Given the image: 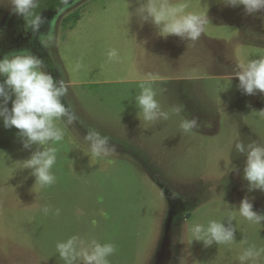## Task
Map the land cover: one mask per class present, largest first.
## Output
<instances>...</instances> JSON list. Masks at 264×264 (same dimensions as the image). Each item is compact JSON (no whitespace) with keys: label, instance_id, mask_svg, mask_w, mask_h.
Wrapping results in <instances>:
<instances>
[{"label":"rangeland","instance_id":"obj_1","mask_svg":"<svg viewBox=\"0 0 264 264\" xmlns=\"http://www.w3.org/2000/svg\"><path fill=\"white\" fill-rule=\"evenodd\" d=\"M144 2L66 0L57 11L40 12L45 22L37 32L0 0V59L23 50L42 58L47 72L69 84L63 102L78 117L57 121L64 139L47 145L57 149V161L56 182L45 188L23 169L38 146L25 149L19 130L0 118V264H65L57 243L73 235L114 244L110 264H264V252L240 260L253 245L264 249V222L239 212L247 196L264 214V191L248 190L247 157L234 147L240 139L264 143V93L245 94L233 77L237 64L264 57V11L171 0L208 15L204 34L192 42L159 35L142 19ZM112 49L118 56L110 60ZM152 77L168 120L145 121L136 102ZM192 116L211 127L185 133L181 122ZM90 129L111 137L116 151L93 155L85 140ZM232 215L231 244L206 248L193 240L195 225L227 226Z\"/></svg>","mask_w":264,"mask_h":264},{"label":"clouds","instance_id":"obj_2","mask_svg":"<svg viewBox=\"0 0 264 264\" xmlns=\"http://www.w3.org/2000/svg\"><path fill=\"white\" fill-rule=\"evenodd\" d=\"M7 2L15 14L25 19L31 17L29 26L32 30L39 31L45 22L41 14L36 15L33 11L39 7V0ZM223 3L232 7L243 5L248 15L264 11V0H223ZM140 7L143 11V21L154 24L159 30V35L164 38L175 35L188 41H198L209 22L207 14L188 12L189 4L186 2L146 0ZM117 56L115 49L108 53L110 60ZM81 66L78 63L77 70ZM45 68L44 60L29 50L9 53L0 59V75L5 77L0 80V118L3 119L6 128L14 126L19 130L18 135L25 149H30L33 145L38 146L30 158L24 160L23 169L32 170L36 177L35 184L38 183L41 188L50 187L56 182L52 169L57 161V149L47 145L64 139V130L57 125V121L63 120L67 124H72L78 119L71 106L63 102L69 93V84L63 78H55ZM233 77H238L239 87L245 94L264 93V57L249 60L247 64H237ZM156 79L152 77L151 82L141 83L142 91L136 98L143 119L148 122L170 118V113L163 111L155 98L156 92L152 82ZM10 101L11 108L8 107ZM182 110L183 106H177L173 111L178 114ZM180 127L188 133L202 127H211V122H201L198 116H192L185 118ZM85 140L89 143L92 154L97 157L107 156L116 151L111 137L102 135L95 129H90L86 133ZM234 147L247 157L244 179L248 182V190L264 191V143L256 140L245 143L240 139ZM42 211L47 215L52 209L46 205ZM239 212L250 222L256 224L264 222V214L254 210L253 203L247 196L241 200ZM59 214L60 210L56 209L55 215ZM234 218V215L227 218V226L224 222L215 220L207 227L195 225L192 228L193 240L202 241L206 248L213 243L231 244L236 239V228L232 223ZM115 251L114 244H101L95 239L88 242L77 235L57 243V252L65 264H76L78 260L82 261V264H110L108 257ZM261 252H264V249L257 250L253 245L243 252L240 260L246 262L258 259Z\"/></svg>","mask_w":264,"mask_h":264},{"label":"trees","instance_id":"obj_3","mask_svg":"<svg viewBox=\"0 0 264 264\" xmlns=\"http://www.w3.org/2000/svg\"><path fill=\"white\" fill-rule=\"evenodd\" d=\"M65 1L66 0H40L39 7H37L33 11L36 15L40 14V12L43 10L54 12L57 11ZM74 15L76 16L75 17L76 19L78 16L76 14H72V16ZM30 22H31V17L25 19V26L29 27Z\"/></svg>","mask_w":264,"mask_h":264}]
</instances>
